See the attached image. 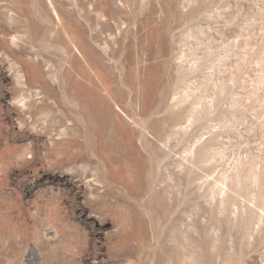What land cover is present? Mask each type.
<instances>
[{
	"label": "rangeland",
	"instance_id": "obj_1",
	"mask_svg": "<svg viewBox=\"0 0 264 264\" xmlns=\"http://www.w3.org/2000/svg\"><path fill=\"white\" fill-rule=\"evenodd\" d=\"M0 264H264V0H0Z\"/></svg>",
	"mask_w": 264,
	"mask_h": 264
},
{
	"label": "bare ground",
	"instance_id": "obj_2",
	"mask_svg": "<svg viewBox=\"0 0 264 264\" xmlns=\"http://www.w3.org/2000/svg\"><path fill=\"white\" fill-rule=\"evenodd\" d=\"M97 104V103H96Z\"/></svg>",
	"mask_w": 264,
	"mask_h": 264
}]
</instances>
